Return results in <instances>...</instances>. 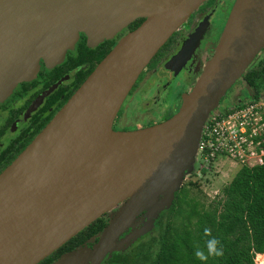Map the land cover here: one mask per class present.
Segmentation results:
<instances>
[{"label":"water","instance_id":"95a60500","mask_svg":"<svg viewBox=\"0 0 264 264\" xmlns=\"http://www.w3.org/2000/svg\"><path fill=\"white\" fill-rule=\"evenodd\" d=\"M205 1L0 0V100L33 73L37 58H62L59 46H69L78 32L104 38L136 17L144 18L0 172V264H38L115 210L82 262L101 264L138 236L120 240L145 211L170 205L193 170L209 113L264 49V0L234 1L212 56L171 117L133 130L112 126L140 73ZM207 26L205 18L166 61V69L179 71ZM131 145L138 148L96 174L99 160Z\"/></svg>","mask_w":264,"mask_h":264},{"label":"trees","instance_id":"16d2710c","mask_svg":"<svg viewBox=\"0 0 264 264\" xmlns=\"http://www.w3.org/2000/svg\"><path fill=\"white\" fill-rule=\"evenodd\" d=\"M113 44L110 41L94 49L85 44L79 45L75 58L69 59L67 63L68 69L70 66L79 67L77 79L63 103ZM86 63L89 66L82 69L81 66ZM239 80L246 87L247 94L258 96L264 90V49ZM163 117L168 119L170 114ZM107 220L105 214L92 222L43 263L72 251L88 239L96 240V235L106 226ZM155 225L156 230L150 231L148 238L136 243H124L111 252L103 264H257L254 261L255 254L257 258L264 257V163L254 167L242 166L223 189L222 197L211 207H205L190 197L185 186L179 187L174 191L170 205L156 219ZM205 228L211 229V236L204 234ZM213 237L220 240L223 255L209 257L207 261L197 259V247L206 252V241Z\"/></svg>","mask_w":264,"mask_h":264},{"label":"rangeland","instance_id":"374dc122","mask_svg":"<svg viewBox=\"0 0 264 264\" xmlns=\"http://www.w3.org/2000/svg\"><path fill=\"white\" fill-rule=\"evenodd\" d=\"M207 1V0H206ZM203 2L197 10H195L191 16L177 29L175 35L179 32L186 31L189 27V31H186V34L191 33L192 27L189 26L192 23L194 26L200 22L197 19L193 22L192 19L198 18V12L206 5L211 4L212 6L219 7V14H216V18L213 22V30L208 29L206 34L201 40L200 47H205L212 52L215 49V46L218 42L217 36L220 32L222 24L229 15V12L232 8V5L235 0H208ZM225 25V24H224ZM212 26V22L210 23ZM121 28L115 30L108 34L109 37H112L113 33H116ZM222 32V31H221ZM221 35V33H220ZM219 35V36H220ZM94 38L89 36L88 43L93 45L103 39L102 35H93ZM220 38V37H219ZM168 45V44H167ZM162 53H159L161 55ZM158 55V56H159ZM210 52H204L202 54V63L205 64L209 59ZM160 61V60H159ZM154 59L147 64V66L140 73L137 81L131 88L130 92L127 94L125 100L123 101L120 110L117 114V117L113 123V129L116 131L125 130L129 127L136 128L139 124L146 122H154L156 124L160 121L166 120L163 119L164 115H169L170 117L177 111L180 102L181 96L190 91L194 81L199 77V70L192 71L195 67L194 58H191L184 69L178 76L166 74V69L164 66L159 65L158 62ZM163 67V68H162ZM203 70V68H202ZM202 72V71H201ZM162 75H161V74ZM198 76V77H197ZM241 90H245L243 93H240ZM260 93H264V90H261ZM241 94L246 96V87L244 84L238 80L222 97L219 105L226 107L229 100H235V96ZM163 119V120H162ZM147 127V126H146ZM241 168L240 163L235 164L234 162L227 160L225 158H217L207 165V167L200 168L199 164L194 162L193 170L191 174L186 175L181 186H185L190 197L198 200L205 207H211L212 204H215L217 200L222 197L223 189L231 181L235 173ZM199 173V174H198ZM180 186V187H181ZM167 201V200H166ZM163 208L150 209L145 211L132 225L128 228L123 234L121 239L132 237L131 243H136L139 240L146 239L150 236V231L156 230L155 221L160 216ZM115 210L110 211L109 218L114 214ZM181 219H179V222ZM152 225L150 230L140 234L142 230ZM92 239L82 246L76 248L72 253L60 257L53 264H82L84 261L89 249L91 248ZM263 256V255H262ZM254 257V261L257 264L264 262V257Z\"/></svg>","mask_w":264,"mask_h":264},{"label":"flooded vegetation","instance_id":"af4514ba","mask_svg":"<svg viewBox=\"0 0 264 264\" xmlns=\"http://www.w3.org/2000/svg\"><path fill=\"white\" fill-rule=\"evenodd\" d=\"M225 3L226 0L224 1V4ZM219 12V7L212 6L210 3L206 4L198 12V18L192 19L193 22H195L197 19H199L200 22L195 26L192 23L189 24V26L192 27L191 33L189 35L186 34V31L190 30L189 27H187L186 31L179 32L177 35H175L177 32L176 30L168 39V41L159 49L153 59L155 58L156 62L160 60L158 64L164 66L165 68L166 61H168L179 51L181 46L188 40L191 34L203 22L205 18H207L208 20V26L205 30L204 35L208 31V29L211 28L210 31L213 30V22L216 18V14H219ZM143 20V17H136L135 19L128 22L125 26L121 27L118 32L113 33L112 37L105 36L101 41L93 45H89V37L85 32H78L76 36H74L70 41L71 43L69 44V46L64 49H62L61 45L59 46L60 51L63 53L62 58L49 61L45 60L43 57H39L36 59L35 65L33 67V73H31L28 77H23L22 79L18 80L11 91L3 99L0 100V172L3 171L5 167H7L17 157V155H19L25 149V147L55 116V114L60 110L63 104L71 97L70 96L64 103L62 102L64 97H66L67 94H69L75 86L79 67L76 66L73 68L70 66L68 69L67 63L69 59L75 58L79 49V45L85 44V46H87L88 48L94 49L101 44L113 41V47L124 34L135 29V25H140ZM211 22L212 26H210ZM224 24H222L221 26L220 32L217 36V40L219 39V35L223 30ZM200 43L193 51L191 57L185 62V64L179 69L176 74L172 70L165 68L166 74H168V76L169 73L170 75L178 76L191 58H194V62L196 64L194 66L195 68L192 71H195L200 66L199 73H201L204 66L201 58L202 54L205 51H208L210 52V58L213 52L205 47H200ZM159 53L162 54L159 55ZM96 65L97 64H95V66ZM88 66L89 64L86 63L85 65L81 66V68L86 69ZM6 72L7 70H4V73ZM54 84H57V86L53 88L49 93H46L47 90H49ZM244 91L241 90L240 93H243ZM238 97H242V95L237 94L235 96V99ZM230 102L231 101L229 100L228 103ZM153 123L154 122L151 121L146 122L145 124L141 123L136 126V128H131L128 126V128L125 130L143 128L146 126H150ZM109 213L106 214L108 220ZM138 218L136 219V221L138 220ZM121 237L122 235L120 236V238ZM89 240L90 239L83 242L80 246L84 245ZM92 241L93 242L91 243V246L93 245V243H95L96 240L92 239ZM78 247L79 246L75 247L73 250ZM51 255H49L48 257H50ZM59 258L60 257H56L49 263H43V261L45 260L44 259L38 264H53ZM105 259L101 264L104 263Z\"/></svg>","mask_w":264,"mask_h":264},{"label":"built area","instance_id":"2783aa9c","mask_svg":"<svg viewBox=\"0 0 264 264\" xmlns=\"http://www.w3.org/2000/svg\"><path fill=\"white\" fill-rule=\"evenodd\" d=\"M217 158L240 163L241 167L264 163V93L246 94L209 113L201 129L195 162L202 169Z\"/></svg>","mask_w":264,"mask_h":264},{"label":"clouds","instance_id":"9594fccd","mask_svg":"<svg viewBox=\"0 0 264 264\" xmlns=\"http://www.w3.org/2000/svg\"><path fill=\"white\" fill-rule=\"evenodd\" d=\"M204 234L206 236H211V229L205 228ZM206 249L207 251L205 252L204 249L197 247L195 251V256L197 259L207 261L209 257H221L223 255V247L221 242L215 237L206 241Z\"/></svg>","mask_w":264,"mask_h":264},{"label":"bare ground","instance_id":"6f19581e","mask_svg":"<svg viewBox=\"0 0 264 264\" xmlns=\"http://www.w3.org/2000/svg\"><path fill=\"white\" fill-rule=\"evenodd\" d=\"M138 148V145H131L128 147H124L122 149H115L114 152L111 155L105 156L101 160L97 162L96 165V174L106 170L107 168H110L111 166H114L119 161L127 157L129 154H131L134 150Z\"/></svg>","mask_w":264,"mask_h":264}]
</instances>
